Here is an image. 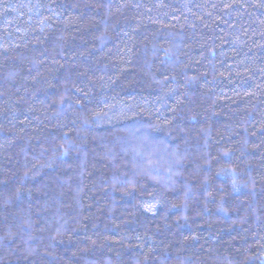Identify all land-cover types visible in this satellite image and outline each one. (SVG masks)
<instances>
[{
	"label": "trees",
	"instance_id": "16d2710c",
	"mask_svg": "<svg viewBox=\"0 0 264 264\" xmlns=\"http://www.w3.org/2000/svg\"><path fill=\"white\" fill-rule=\"evenodd\" d=\"M0 264H264V0H0Z\"/></svg>",
	"mask_w": 264,
	"mask_h": 264
},
{
	"label": "snow or ice",
	"instance_id": "6c2138e0",
	"mask_svg": "<svg viewBox=\"0 0 264 264\" xmlns=\"http://www.w3.org/2000/svg\"><path fill=\"white\" fill-rule=\"evenodd\" d=\"M146 210L151 211V208L149 207V208H147Z\"/></svg>",
	"mask_w": 264,
	"mask_h": 264
}]
</instances>
